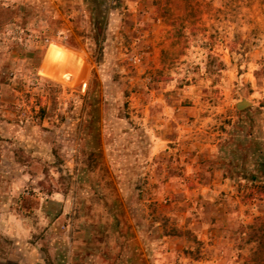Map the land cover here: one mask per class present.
Listing matches in <instances>:
<instances>
[{
	"label": "rangeland",
	"instance_id": "1",
	"mask_svg": "<svg viewBox=\"0 0 264 264\" xmlns=\"http://www.w3.org/2000/svg\"><path fill=\"white\" fill-rule=\"evenodd\" d=\"M257 259L264 0H0V264Z\"/></svg>",
	"mask_w": 264,
	"mask_h": 264
},
{
	"label": "water",
	"instance_id": "2",
	"mask_svg": "<svg viewBox=\"0 0 264 264\" xmlns=\"http://www.w3.org/2000/svg\"><path fill=\"white\" fill-rule=\"evenodd\" d=\"M244 105H246V102L244 100H241L239 101L238 103H236V107L239 108V107H243Z\"/></svg>",
	"mask_w": 264,
	"mask_h": 264
},
{
	"label": "trees",
	"instance_id": "3",
	"mask_svg": "<svg viewBox=\"0 0 264 264\" xmlns=\"http://www.w3.org/2000/svg\"><path fill=\"white\" fill-rule=\"evenodd\" d=\"M254 264H264V259H257L255 260Z\"/></svg>",
	"mask_w": 264,
	"mask_h": 264
}]
</instances>
